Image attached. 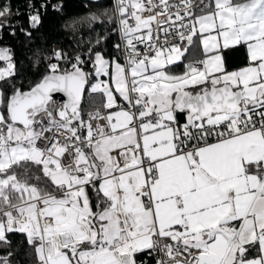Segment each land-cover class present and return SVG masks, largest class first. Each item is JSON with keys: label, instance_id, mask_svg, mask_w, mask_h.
I'll use <instances>...</instances> for the list:
<instances>
[{"label": "snow or ice", "instance_id": "snow-or-ice-1", "mask_svg": "<svg viewBox=\"0 0 264 264\" xmlns=\"http://www.w3.org/2000/svg\"><path fill=\"white\" fill-rule=\"evenodd\" d=\"M21 14L0 3V32L31 42ZM109 23L38 48L35 78L0 47V264H264V0H115Z\"/></svg>", "mask_w": 264, "mask_h": 264}, {"label": "trees", "instance_id": "trees-1", "mask_svg": "<svg viewBox=\"0 0 264 264\" xmlns=\"http://www.w3.org/2000/svg\"><path fill=\"white\" fill-rule=\"evenodd\" d=\"M35 7L40 10L41 23L36 29L29 28L28 22V6L29 0H0V3H10L13 11L20 9L21 15L14 17L13 22L19 21L20 24L32 32L31 42L25 37L19 28L16 29V35H10V29L5 28L0 32V47H8L14 52V59L16 61L17 70L25 79L29 76L35 78L32 73V60L28 59L39 48L41 53L44 51L50 52L53 44H59L60 49L72 51L77 42L83 41L87 44L89 38L95 41L97 35L101 33L104 28L111 29L114 24L109 23V17L115 18L113 5L111 0H32ZM56 2L60 3L59 10H54L52 5ZM41 3L47 5L46 8H40ZM92 14L100 17L97 22L95 31H90L86 26L76 25L78 31H74L70 25L76 18L88 17ZM111 39L107 41L108 50H111L112 44L118 40V35L110 33ZM239 54L231 58L232 64H238ZM2 66V62H0ZM92 110V107L86 106V112ZM14 247L19 242V237H13Z\"/></svg>", "mask_w": 264, "mask_h": 264}, {"label": "built area", "instance_id": "built-area-1", "mask_svg": "<svg viewBox=\"0 0 264 264\" xmlns=\"http://www.w3.org/2000/svg\"><path fill=\"white\" fill-rule=\"evenodd\" d=\"M112 1V5H113V11H114V16H115V0H111ZM26 6H28V3L25 4ZM53 5H57L60 6L59 2L54 3ZM53 8V7H52ZM55 49H60V45L59 44H53L51 46V51L55 50ZM50 51V52H51ZM86 114V113H85Z\"/></svg>", "mask_w": 264, "mask_h": 264}]
</instances>
